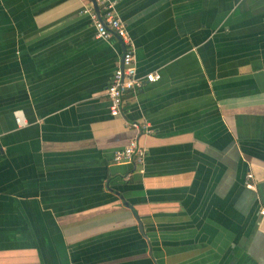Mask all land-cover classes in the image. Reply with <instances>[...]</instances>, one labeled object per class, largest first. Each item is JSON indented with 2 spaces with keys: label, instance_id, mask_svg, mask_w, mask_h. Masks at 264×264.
I'll list each match as a JSON object with an SVG mask.
<instances>
[{
  "label": "crops",
  "instance_id": "1",
  "mask_svg": "<svg viewBox=\"0 0 264 264\" xmlns=\"http://www.w3.org/2000/svg\"><path fill=\"white\" fill-rule=\"evenodd\" d=\"M114 1L118 116L93 0H0V264H264V0Z\"/></svg>",
  "mask_w": 264,
  "mask_h": 264
},
{
  "label": "built area",
  "instance_id": "2",
  "mask_svg": "<svg viewBox=\"0 0 264 264\" xmlns=\"http://www.w3.org/2000/svg\"><path fill=\"white\" fill-rule=\"evenodd\" d=\"M98 6L96 11L93 5H84L80 13L86 15L95 30V36L108 40L113 36L120 39L124 45V51L121 60L114 70L113 75L106 89V95L109 101V113L111 116L121 114L123 96L127 91L136 92L147 83H154L161 78L158 70L150 71L145 74H139L134 62V44L132 37L127 30L125 23L119 17L114 0H95ZM14 118L18 126H23L26 121L20 111L14 113ZM131 126L140 133L145 130L149 132L148 127L141 129L138 122L131 123ZM146 150L141 146L136 138L131 139L125 146L117 149L113 154V160L116 163H134L143 164ZM252 178V174H247V179ZM246 187L251 188L252 184L247 181ZM262 213L264 210L261 211Z\"/></svg>",
  "mask_w": 264,
  "mask_h": 264
},
{
  "label": "water",
  "instance_id": "3",
  "mask_svg": "<svg viewBox=\"0 0 264 264\" xmlns=\"http://www.w3.org/2000/svg\"><path fill=\"white\" fill-rule=\"evenodd\" d=\"M93 7H94V9L96 10V11H98V6H97V3L95 2V0H93ZM118 38V37H117ZM119 39V38H118ZM119 41H120V39H119ZM122 47H123V49H124V45L122 44ZM138 223H139V230H140V232L142 233L143 232V227H142V224H141V222H140V220L138 219Z\"/></svg>",
  "mask_w": 264,
  "mask_h": 264
}]
</instances>
